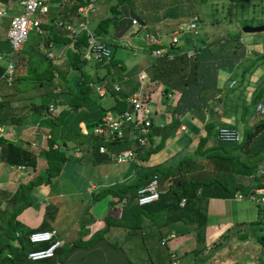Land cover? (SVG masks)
Instances as JSON below:
<instances>
[{
	"label": "trees",
	"instance_id": "1",
	"mask_svg": "<svg viewBox=\"0 0 264 264\" xmlns=\"http://www.w3.org/2000/svg\"><path fill=\"white\" fill-rule=\"evenodd\" d=\"M62 1L72 2V5L65 7V9L63 8L65 10L64 15L67 19L70 17V21L74 18V23L77 24L79 21V18H77L79 17L78 7L86 5L88 0H51L48 5L51 2H57L61 6ZM133 1L108 0L110 5L108 10L118 13L120 11L117 8L120 5H130ZM183 1L185 0H180V3ZM186 1L191 4L192 0ZM259 1L262 2L264 0ZM7 2L8 0H0L3 5H6ZM111 2L113 3L111 4ZM137 2L140 5L143 4L141 0ZM229 2H239L243 9L246 5H256L257 0L254 2L253 0H229ZM224 3V1H221L220 5L222 6ZM175 5L171 7L167 5L166 8H163L165 6L164 3L156 5V9L162 7L165 17L163 19L160 18L162 23L151 25V28H147L143 20L140 21L138 18H133L136 20L135 24L140 25L139 30H144L146 34H151L156 39L147 42L145 46L139 44L140 46H132V48L126 49V51L132 50L135 54L141 53L136 55L140 59L137 57L135 60V57L128 56L124 60L116 57L112 52V58L109 61L96 62L89 60L90 63H94L93 67L105 69V74L101 79L95 77L96 83H93L94 80L91 79L84 80L85 71L83 70L85 69L83 68L87 59L84 58L82 49L87 44L85 32H80L73 40L67 34H63L64 30L62 31L63 33L61 32L59 25L56 26L54 24V26L49 27L45 25L44 21L40 30L42 32L47 31V41L53 47H55L56 42L65 44V51L72 53V56H69L70 59L66 69L79 71L80 77L75 80L74 84L72 82L68 89L60 87L59 92L56 95L53 94L52 99L47 87L50 84L55 86L53 78L55 75H59L61 71L58 68L59 65L53 63L52 59L46 56V52L35 49L36 47H33L32 44L29 45L30 47L27 50L20 48L19 53L29 54V57L31 56L30 58H32L27 64L31 63L33 59H39V66L35 64L38 66L35 69L34 65H30L25 71L26 76L15 74L16 72L13 73L14 77L10 82L5 81V78H0V89L2 88L3 90L7 87L14 90L13 95H0V116L4 115V118L0 117V125L8 122L9 125L26 126L35 122L38 117H42L44 122L39 120V127L27 129L21 135L24 142L35 139L41 147L36 152L31 145L22 147L16 142L0 138V161L13 164L22 162L27 166L35 167L38 156H45V160L49 161L51 159L49 158L48 160L46 155L50 152L55 151L53 156L56 158V151L60 150L62 145L69 148L66 141L69 137L72 142L76 141L79 145L89 142V150H94L99 145V141L98 137L90 134L92 128L101 123L102 117L109 111L116 116L132 109L128 104V97L130 93L138 89L140 84L139 77H135V75L136 73L139 75V71H146L144 68L149 63L150 69L147 76L149 81L155 84V90L160 91V95L157 98L160 103L155 106L153 102L154 111L149 115L150 124L148 125L146 142L144 144L138 142L137 139L141 132L140 134L135 132L136 134L132 135L134 138L125 141L131 143V148L136 150V154H139L138 156L142 160L141 165L138 164L134 173H132L133 178H130L129 182L116 184L115 186H110V188H103L100 191L111 192L113 202L111 201L108 207L112 206L110 212L112 211L117 215V217L115 216L116 219L111 216L105 219L103 222L104 228L100 231V237L112 227L118 231L121 227H124L128 228L126 235L130 238L134 235H141L144 232L143 236H141L143 242L153 241L156 242V245H161L162 236L170 235V241L177 239L174 247L170 248L169 246V249L165 251L164 257L155 250V259L152 260L154 264H181L180 261H186V258L192 254L196 255L200 261L202 260L201 264H204L203 262L207 256L202 257L206 248V215H200L196 211L193 212L194 206L192 203H200V201L206 200L211 196L230 198L238 192L245 196L250 193L258 197L264 195V115L259 117L261 119L258 118L257 121L250 124L245 121L252 107H254L252 111L254 112L255 110L256 112L255 104L259 102L264 104V100H261L264 88L253 92L254 98L249 105H241L242 111L239 120L243 124L242 129H239L238 121L230 125L233 126L230 128L241 131V140L239 142L219 140L217 135L218 127H216L215 121L210 119L214 116V112L210 110L213 107L204 97L205 92L210 84L217 85V66H235L242 57L249 56L247 54H250L253 49L237 31L209 33V27L199 26L198 16L195 19H189L188 22H183L186 19V15L180 12V6L176 7ZM144 10L148 12L149 9L146 7L142 9V12ZM136 11L141 13L139 10ZM154 11L155 9L150 10L149 13ZM67 12L69 14H66ZM150 15L144 17L145 22H152L147 19ZM47 18L49 20L52 18L50 11L46 15ZM117 19L119 18L115 17L113 19L109 16L100 19L97 22V25L100 26V34L98 29L94 34L97 37H106L101 31L104 29L109 30L110 27L116 24ZM133 19L130 20V24H132ZM180 23L182 26L184 23L187 24L185 27H179ZM191 23L195 25L193 29L188 27ZM170 27H173V31L170 33L171 38L172 36H177L178 42H173L171 39L166 42L163 41L165 39L163 38L164 35L162 36V32L166 35ZM109 39L112 40L113 38L109 37ZM40 40L44 42L43 39ZM115 44L112 42L113 46H117ZM206 47L212 51L213 55L218 56L217 58H224L225 56L227 58L221 63L219 61L216 63L211 61L212 64L205 65L203 52ZM155 48L162 49L163 55L153 56L152 51ZM8 49L9 45L7 42L6 46L0 48V52H6ZM190 49L193 50V53L189 55L187 51ZM134 60L135 62L133 63ZM136 66L137 71L135 74L129 75V72L133 71ZM116 68H119L120 71ZM247 68L251 70L249 65ZM3 70V66L0 65V76ZM203 78H206L204 83ZM213 79L215 83H210ZM114 82L127 87L120 86L121 88L115 91L112 87ZM231 82L233 83H229L228 87L234 88L236 81L231 80ZM44 86L47 92L43 91ZM98 87H104L106 96L111 95L113 97V103L108 106L103 104L101 100L105 97L103 94L100 96L97 94ZM155 90L152 92H155ZM59 94L64 95V101L60 100ZM34 96H42L45 100L36 102L33 99ZM146 97L152 98L151 92ZM157 99L154 100L156 104L158 103ZM51 104L55 107V112L49 110ZM150 104L152 105L151 101ZM235 105L236 108L240 106ZM18 108L21 110L19 114L15 112ZM33 114H35L34 117ZM27 116L30 118V123L25 121ZM191 118L192 120L194 119V123ZM183 123L188 127L187 130H180V126ZM192 125L195 126L194 129ZM84 127H87L88 131L82 130ZM200 129L203 134H200ZM176 130H179L180 133L176 134ZM41 133L43 134L44 143L41 142L42 139H39ZM190 133L193 134L190 135ZM125 135L112 140V142L116 144L124 142ZM37 137L38 139H36ZM108 144L110 143H105V145ZM45 147L46 149H44ZM147 147L149 149H146ZM141 148L142 150L139 152ZM100 156H103L101 160L104 162H109L112 159L108 153ZM203 161H206L205 164H215L211 168L203 169L201 164ZM54 163H57V169H59V161ZM46 165L49 164L46 163ZM171 168L177 169L182 174L177 178L171 179L168 177L172 173ZM45 169L49 170L47 166ZM159 169L166 170L167 189H161L160 185L159 190L158 184L160 194L156 201L146 205L134 204L137 190L141 186L146 185L154 174L159 179ZM227 176L231 177L232 180L228 181ZM34 183V180L28 181L27 187ZM13 197V195L10 197L8 203L14 201ZM123 199H126L125 204H122ZM182 199L185 200V203L181 206L180 201ZM11 204L15 206L12 213L16 216L13 217L12 221L10 219V223L5 222L3 233L6 240L2 242L0 240V264H61L71 248L80 245L76 241L71 245H65L64 243L56 248L54 256L50 258L34 262L27 259L28 252L44 248L49 245V242L32 243L29 240V235L35 230L23 229V225L16 220L19 206L22 203L18 206L16 202ZM257 204L258 209L263 212L261 215L263 217L259 219L260 223H264V202H258ZM121 205H123L122 208H120ZM11 224L14 227L13 231L10 228ZM136 224H138L136 229L130 228L131 225L133 227ZM42 229L44 228L38 230ZM259 236L261 239L264 238V235ZM57 238L60 239L58 231ZM89 243L92 242H87L84 245H89ZM188 243H192V245ZM213 250L214 248L210 251Z\"/></svg>",
	"mask_w": 264,
	"mask_h": 264
},
{
	"label": "rangeland",
	"instance_id": "2",
	"mask_svg": "<svg viewBox=\"0 0 264 264\" xmlns=\"http://www.w3.org/2000/svg\"><path fill=\"white\" fill-rule=\"evenodd\" d=\"M101 1L102 0H100V2ZM137 1L138 0H134L132 2V4H130L134 10L142 11V9L147 7L149 9L148 11L155 9L154 12H150L149 14L153 15L156 13L158 16H161V14L163 13V9H162V7L161 8L157 7L158 9H156L155 8L156 5H161L164 3L165 6L163 8H166L167 5H169L168 7H171V6L176 4L175 5L176 7L180 6L179 7L180 12L182 14L186 15V19L183 22H188L189 19H192V18L195 19L196 16H198L197 18H199V21H200L199 26L209 27V31H211V32H217V31L235 32V31H237L245 38L246 43L249 46L250 45L252 46L251 48L253 50H251V53L249 52L250 54H247L249 56L242 57L241 60L237 62V65H235V67L232 68L228 73H226V71L223 73V71L225 70V66L221 67L220 71H219V75L217 76L218 77L217 78L218 83H219L221 90L223 91V93H226L224 96H222V100H220L221 105H222V103H224L221 106V108L222 107H228V105H232V106L235 104L240 105L239 107H237V109L232 108L229 115H225L224 113H222L221 115L222 116L224 115V118L222 117V119L229 120L227 122L238 121L237 123L239 125V129H242L243 124L239 120L241 118V111H242L241 105L242 104L249 105L254 98L253 92L258 91L261 88H264V31L259 32V33L250 34V33L242 32L241 29H242V26H244L246 24H250V25H261V24H263L264 25V20L262 17V15H264V1L261 2V1L257 0L256 5H254V6L246 5L243 9H242V6L240 5L241 3H239V2H233L232 3V2H229V0H192L191 4L188 3L186 0L181 2V3H180V0H141V2L143 3L141 5ZM221 1L225 2L222 6L220 5ZM254 1L255 0H253V2ZM18 2H19V0H8L7 4L4 5V9L5 10L9 9L11 11V13H18L20 11ZM112 3L113 2H111V4ZM117 9L120 11L119 7ZM144 11H146V10H144ZM144 11H143L142 16H144V15L147 16L148 13L146 14V13H144ZM107 16H109L110 18H113V19L115 17L120 18V16H122V13L121 14H120V12L114 13L113 10H107ZM87 18L89 20V25H90L89 29L93 33L98 29L99 34H100V26L97 25V22H92L93 18H92L91 12H89ZM90 22H92V23L90 24ZM186 24L187 23H184L182 26V24L180 23L179 27H185ZM49 26H52V24H50ZM139 28H140V25H136V26L131 27L128 31V34L125 35L124 38H121L119 40L118 39L110 40L109 37H106L105 41H108V45L111 48L113 54L116 55V57L123 58L125 60L129 56V57H133V58L135 57V60H136L138 56H134V55H140L141 54V53L134 54L135 52H133L132 50L126 51V49L129 47L132 48V46H140L139 44H141L142 46H145V39H144L145 31L139 30ZM149 28H151V27L149 26ZM111 31L112 30L110 29V32ZM172 31H173V27H170L168 29V31L166 32V35H165V33L162 32V36L164 35L163 38L165 39L163 41L166 42V41H169L171 39L170 33ZM101 32L103 33L104 30H102ZM137 33H138V36L135 39ZM39 39H40V36H37L34 32L29 33L27 40L21 45V49L23 48V49L27 50L30 47L29 45H31V44L33 47H37ZM112 42L114 44L117 42V44H115L117 46H113ZM180 42H182V41H180ZM43 43L46 46L48 44H50L49 41L43 42ZM48 51H51V50H48ZM121 51H125V52H123V57H121ZM52 52H53V50H52ZM53 53H54V55L59 57L56 54L57 52L54 51ZM85 53H87L86 46L83 47V49H82V54H85ZM2 54L5 58L1 62H4V61L6 62V59H7L6 57L10 58V54L5 53V52H2ZM56 56L54 59H52L53 63H54V60H56ZM69 56H72V53L66 52L62 55V60L64 63L62 65L61 71H60L58 78H57L58 85L61 88H65V89H68L72 85V82L74 84L75 80L80 77L79 71H73V70L70 71L69 69H66L67 68L66 64L69 63V59H70ZM30 57H29V54L24 55L23 53H19V52L15 53L13 55L12 60H13V63L15 65V69H16L15 74H20V75L26 76L25 71L29 68L30 65L31 66L34 65L35 69L38 68V66H39L38 60L39 59H33V61L31 63L27 64L28 61L30 62V60H32V58H30ZM60 58H61V56H60ZM135 60H134V62H135ZM35 64L38 66H36ZM89 65H90V61L86 60V64L83 68V69H85V70H83V71H85L84 72V80L91 79V80H94L93 83L94 82L96 83L97 80L95 81L94 73L88 69ZM248 65L251 68V70H249V68H247ZM31 68H33V67H31ZM136 68H137V66L134 67L133 69L135 70ZM223 68H224V70H222ZM147 73H148V71L147 72L146 71H141V72L139 71V75H138V73H136L135 77H139L140 75H142V78H140V80H142V83L140 86H143V88L145 90V94L147 96H148V93L151 92L152 98L147 97V99L152 102L151 106L154 109L153 102H154L155 106H157L160 103L159 99H157L160 95V91L155 90V88H156L155 84L152 81H149ZM231 80L236 81V85L234 86V88L233 87L228 88V84ZM240 81H242V82H240ZM144 83H147L146 84L147 87L145 86ZM55 84L56 83L54 82V85ZM1 87H3V86H1ZM54 87L55 86H53L52 84L48 85V87H47L49 92H50V95L52 96V99H53ZM1 90H2V88L0 89V91ZM154 90H155V92H152ZM13 91H14L13 88L11 90V89L6 87V89H3L0 92V95L3 94L6 96H9L13 93ZM43 91L47 92L45 86H44ZM104 97H106V96H104ZM59 98H60V100L64 101L65 97L63 94H61V95L59 94ZM33 99L36 102H42L45 100L42 96H34ZM155 99L158 100L157 104H156V101H154ZM261 100H264V94H262ZM102 101H103L104 105L108 106L112 103V97L109 96L108 98H103ZM23 102H24V100H23ZM255 106H256V104H255ZM219 108H220V106H219ZM253 109H254V107L251 108V111H249L248 115L246 116L245 121L248 124L253 123L254 121H257L259 117H263V116H258L257 113L255 112V110L253 112L252 111ZM15 112L17 114H19L21 112L20 108H18ZM252 112H253V114H252ZM34 116H35V114H33V117ZM0 117L4 118V115L2 114ZM218 117H220V116L218 115L217 119H218ZM210 119L213 121L216 120L215 117H214V119L212 117ZM233 119H235V120H233ZM259 119H261V118H259ZM39 120H42V117H38V119H36L35 122L30 123L31 121H30L29 116H27L25 118L26 123H30V124H27V126L32 127V128H36V127L40 126ZM220 121H222V120H220ZM220 121H218V123ZM2 126L4 127L5 132L12 130V127L9 125L8 122H5L4 124H2ZM14 128H15V131L13 132V134H11L10 137H13L12 138L13 141H15L17 144L21 145L22 147L26 146V145H24V140L22 139V137H20V135H21V133L23 134V131H26L28 128L23 129V127H18V126L14 127ZM82 130H87V127L86 128L84 127ZM192 134L193 133H190V135H192ZM36 139H38V137ZM39 139L40 140L42 139L41 142L44 143V138H43L42 133H41V136L39 137ZM66 141H67V144L69 145L70 142H72V139L69 137L66 139ZM75 143H76V141H73V143H71V144H75ZM121 145L122 146L119 148L113 147L111 149L112 150H120V149H125L128 147L123 142ZM75 146H78V145H75ZM40 147L41 146L38 142V144H36L33 148L35 149V151L38 152ZM60 148H61L60 150L56 151V154H57L56 158L53 156L55 151L50 152L49 154L46 155V156H48V160H49V158L51 160L46 161V163L49 165H46V164L43 165V163H42V165H43L42 169L43 170H42L41 174L39 173V171L37 173L38 175L32 174L33 176H32L31 180H34L36 185L34 183V184H30V186L27 187L28 186L27 182H24V183H22V186H18V188L16 189V190H18L17 191L18 193L12 194V195L14 196L13 197L14 201H15V198L18 197L20 203H22L21 206H19L20 208H19V212L17 213V216H21L24 221L30 220V218H36V220H38L37 222L42 224L44 221V216H42L44 214V209L52 210L51 213L49 212L50 215H47L45 217V219H46L45 222L48 224L49 227L50 226L55 227V229L59 232L60 236L63 237L67 241V244H69V242L71 240V238L68 237L70 232H72L73 230H76V232L78 231L77 234L80 237L83 234V232H85L87 230L86 226L88 224V222H87L88 216L94 217V221L100 220V219L103 220V221H101V223H103L107 217L110 218V216L113 219L114 218L116 219V217H115L116 214L113 213L112 211L110 212L108 209L109 203H111V201L113 202V200L111 198L112 195L110 194L111 192L109 191L107 193V192L102 191V192H100L101 194H98V192L101 191L103 188H107V187L110 188V186H114L115 184H120V182H123V179H121V180H118V179L121 177H126L128 175V173H127L128 171H129V173H132V172L134 173L136 166L138 164L141 165L142 160L140 159V157L138 156L139 154H138L132 160H126L125 162H122V163H118L116 161H109V162L103 163V164H91L89 162V159H88L90 157V153L88 152V148H86V147L82 148L79 146V149L82 150L80 152H77L75 149L66 148L63 145ZM44 149H46V147ZM146 149H149V147H147ZM141 150H142V148L139 149V152ZM52 160H54V161H52ZM58 161H59V169H57V166H58L57 163L56 164L54 163V162H58ZM205 162L206 161H203V163H201L203 166V169L211 168L215 164V163L214 164H212V163L211 164H205ZM46 166H47V168H49L48 171L45 169ZM28 169H33V168L28 167ZM171 169H172V173L168 176L171 179L177 178L180 174H182L175 168H171ZM165 172H166V170L164 171L162 169H159V172H158V174H159V190H160V185H161V189H165V190L167 189V181L165 178ZM182 172H183V170H182ZM79 173L85 179V181H87V182L89 181V182L85 183L84 181H80L79 183L78 182L76 183L77 175H79ZM126 173H127V175H125ZM130 180L131 179L129 177H126L125 181L129 182ZM227 180L231 181L232 178L227 176ZM72 182H75L74 186L78 185V187H81V186L84 187V185H85V187H84L85 190L87 189L90 192V193L84 194V196H83L84 200L78 195L76 196L77 197L76 198V197H73L71 194H69V191L71 189L69 187V184ZM112 183H114V185ZM95 188H100V189L95 190ZM37 189H42L39 195H38L39 190L36 191ZM32 196L34 197V199ZM92 196L94 197L93 199H92ZM80 199H82L81 203H79ZM229 199L230 198H227L228 204L230 203L236 207L241 205V204H246L245 200H244L245 202H236L235 200H229ZM20 203H18V205H20ZM77 203H78V205H77ZM49 204L51 205L50 207H48ZM113 205H114V203H113ZM122 206L123 205H121L120 208H122ZM14 208H15V206H12V204L10 202L7 204V206H6L7 211L5 212V214H7V215H6L5 219L3 218L5 222L10 223V219L12 221L13 217L16 216L14 213H12V210ZM24 211H25V213H24ZM108 212H109V214H108ZM161 213H163V212H161ZM233 213H237V212L234 211ZM241 213L242 212L239 213L238 217H245V215L241 214ZM231 216H232V214H231ZM240 221H244V220L240 219ZM237 222H239V219H236L235 221H233L232 228L237 227V226H235L237 224ZM148 223H150V222H148ZM24 224H26V223L24 222ZM137 225L138 224H136L133 227L131 225L130 228L136 229ZM256 226L259 227L260 224L257 223ZM24 227H28V225H25ZM153 227H155V226L153 225ZM10 228H11V231H13L14 227L12 226V224H11ZM111 229H114V228L112 227L108 231H106V233L104 232L103 233L104 236L107 239H109V242H111L112 244H116L117 246H119V248H122L124 250V252L126 251L127 252V254L125 253L126 256L129 255V257L132 258V260H134V262H133L134 264H140L142 262V260L144 259L143 255L137 253L138 245L140 243H138L137 247H135L132 243L127 242V240H124V238H123L124 234L126 235L128 228H124V227L120 228V231H118V233L120 232L119 238H113L110 236L111 234L113 235V233L110 231ZM261 233L264 234V230L261 232L259 231V234H258V232L255 234H252V233L247 234V235H249L248 238L251 240L250 241L251 244H249V246L252 249H250V251L253 252V249H254V254H252L250 257L246 258L247 260L244 261V259H243L240 262H238V261L234 262L235 256L231 255L232 252L223 253L222 258L234 257L232 259V262H234L235 264H264V238L261 239V237L259 236ZM134 236H136V235H134ZM165 237H166L165 239H167V243L165 245H156V242H153V241L148 242L147 241V248H146L145 255L150 256L149 260L155 259V257H154L155 250L160 252L161 255L164 257L165 251H167L169 249V246H170V248L174 247L177 239H175V240L172 239L173 241H170L171 240V238H169L170 235H167ZM5 240H6V238L3 237L2 241H5ZM262 241H263V243H262ZM221 242H222V240H218L217 244H219ZM188 244H190V243H188ZM190 245H192V243ZM228 250H231V247H229ZM236 250H237V247L234 250V253L237 252Z\"/></svg>",
	"mask_w": 264,
	"mask_h": 264
},
{
	"label": "crops",
	"instance_id": "3",
	"mask_svg": "<svg viewBox=\"0 0 264 264\" xmlns=\"http://www.w3.org/2000/svg\"><path fill=\"white\" fill-rule=\"evenodd\" d=\"M98 3L99 4H97L95 6V9L91 13L92 18H93L92 22H98L100 19H103L107 16V10L109 9V6H110L108 0H102L101 2L98 1ZM4 5L0 3V8L4 9ZM70 5H72V2H70V1H62L61 6L57 2L56 3L51 2L49 5V11H50V16L52 18H51V20H49L48 18L46 19V20H48V24L50 23L53 26H54V24H56V26L60 25L59 23H61L62 25H66L67 23L73 24L74 18L71 19V21H70L69 20L70 17L67 19V17L64 15L65 7H68ZM119 9H120V14L122 13V16H120V18L117 20V22L114 26L110 27V29L112 31L110 32V29L109 30L104 29V32H103V35H105L106 37L113 38L115 40L116 39L119 40L121 38H124L125 35L128 34L129 29L132 27V25L130 24V20L133 18H138L140 21L143 20V23H145L146 24L145 26H147V28H148L151 25H157L158 23H162L161 19H163L165 17V15L163 13L161 14V16H158L155 13L153 15H150V17L147 18L150 21H152L153 23L152 22L147 23L144 20L145 15L142 16L143 12L142 11H141V13L137 12L136 10H134L132 8L131 5H128V4L120 5ZM4 12H5V15L0 16V48L6 46L7 30L9 27V19H10V16L13 14V13H11V11L9 9L4 10ZM144 13H146V14L148 13L147 16L149 15V11L148 12L145 11ZM66 14H69V13L67 12ZM157 20H159L160 22L159 21L156 22ZM92 22H90V24ZM88 25H89V21H88ZM60 28H61V32L63 30L66 32V33L62 32L64 35L67 34L70 38H72L74 40L72 35L68 34V31L65 29V27L60 26ZM208 32L211 33V31H208ZM38 36H40V39H43L44 42H47L46 41L47 40L46 31L44 34L38 35ZM137 36H138V34L136 35L135 39L137 38ZM106 37H103V38L99 37V39L101 41L107 43V41H105ZM39 40H38V46L36 47V49H38L40 51H44V52L48 51V50H51V51L53 50V52L54 51L57 52L56 54L59 57H57L55 55L56 60H54V63L59 65L58 68L61 69L62 65L64 63L62 60V55L67 52V51H65V47H66L65 44L56 42L55 47H53L52 44H48L47 46H45V44L43 42H41V40L39 42ZM116 44H117V42H116ZM145 44H146V42H145ZM210 48L213 49L212 47H210ZM4 49L6 50V48H4ZM37 51H35V52L37 53ZM40 51H38V52H40ZM35 52H33V53L35 54ZM123 52H125V51H121V57H123ZM1 54H2V52H0V65L3 66L4 70H5V67H6L9 60H6V62L5 61L1 62L5 58L4 57L1 59ZM203 55L205 57V60H204L205 65L212 64L211 61H213L215 63L219 61V63H221V61H225V59L227 58L226 56L224 58H217L218 56L213 55L212 51L209 50L208 47L204 48ZM46 56H47V54H46ZM60 56H61V58H60ZM211 58H212V60H211ZM49 59H54V57L49 58ZM133 63H134V61H133ZM93 64L94 63L91 62L88 69L94 73V76L97 77V79L98 78L101 79L102 76L105 74V69H103V68L99 69L98 67H95V66L93 67ZM66 67H67V64H66ZM217 67H218V69H217L218 73L216 72V76L219 75V71L221 68L219 66H217ZM234 67H235L234 65L232 67L231 66L228 67V65L225 66V70H224V68L222 69V70H224L223 73L225 71H226V73H228ZM144 69L146 71H149V69H150L149 63L146 65V67ZM117 70L120 71L119 68ZM14 71H16V70H14ZM136 71H137V69L129 72V75H134ZM3 73H4V71H3ZM3 73L0 76V78L1 79L5 78V81H6L7 75H5V74L3 75ZM205 80H206V78H203V83L205 82ZM216 81H217V85H211L210 84L208 86L204 97L206 98V100L209 103L212 104L213 109L210 108V110H212L214 112L213 113L214 116L212 118L213 119H214V117L216 118V120H215L216 127H218V128L219 127H233L230 125L234 124L235 122H231V121L227 122L229 120L222 119V117L224 118V115L222 116L221 114L224 113L225 115H229V113L231 112V109L232 108L235 109L236 105H233V106L228 105V107H222L221 108L223 103L221 105L220 100H222V96L224 93L219 86L217 78H216ZM213 82H214V79L212 81H210V83H213ZM229 83H231V81ZM120 86L121 87H127L126 85H120ZM228 86H229V84H228ZM104 91H105V89H104ZM97 94L100 96V93L98 92V90H97ZM104 96H106V94H104ZM108 97L109 96L107 95L105 98H108ZM112 103H113V97H112ZM219 106H220V108H219ZM218 115L220 117H218V119H217ZM193 120L191 118V121L194 123L195 121H193ZM220 120H222V121H220ZM233 120H235V119H233ZM218 121H220V122L218 123ZM10 126L12 127V130H11L12 132L11 131L10 132L13 134V132L15 131L14 127H17V126L16 125H10ZM18 127H23V129L31 128L27 125L26 126L25 125L24 126H18ZM194 127L195 126H193V129H194ZM187 129H188V127H186V130ZM177 133H180V131L176 130V134ZM125 134L126 133H124V135ZM200 134H203V131L201 129H200ZM91 135L94 137H97L94 134H91ZM125 137L126 138H124L123 143H125L128 146V147L126 146L127 148H125V149L112 150L111 148H113V147H115V148L121 147L122 143L116 144V143L112 142V140L106 134H104V137H98V140L99 139H101V140L99 141V146L95 147L94 150H89V142L78 145V149H79V146L82 148L83 147L88 148V152L90 153V157L88 159H89V162L91 164L107 163V162H104L101 160V158L103 156H100V155H105V154L107 155V153L108 154L118 153L120 151H125V150H130V149L132 150L131 143L125 142L126 140L132 139L131 135L126 134ZM10 138L12 139L13 137H10ZM101 142H103V143H101ZM106 142L110 143V144L105 145ZM69 145H73V144L70 143ZM100 145L103 146L107 150V153L106 152L102 153L99 151ZM80 151H82V150L79 149V152ZM134 153H136L135 150H134ZM46 161L47 160H45V158H43L42 156H38L36 166L32 167L33 169H28V167H31V166H27L22 162L17 163V164H13V163H8V162L5 163L3 161H0V240H1V242H2V238L5 237V235L3 233L4 225H5L4 219L7 215V214H5V212L7 211L6 205L10 199V195L12 196V194L18 193L17 192L18 190H16L18 188V186H21L22 183H24V182L30 181L32 179V176L36 175L38 173V171L41 174V172L43 170L42 166L44 164H46ZM111 161H116L118 163H122V162H119L115 159H111ZM123 162H125V161H123ZM42 163H43V165H42ZM20 166H22V167L24 166V167L20 168ZM132 173H130L129 175H127V174H125V175H127L126 177L133 178ZM126 177H121L118 180L123 179V182H120V183H125ZM80 181H84L85 183L89 182V181L88 182L85 181V179L79 173V175H77L76 183L77 182L79 183ZM114 183H112V184L114 185ZM74 184H75V182H72L69 184V187L71 188L69 191V194H71L73 197H76L78 195L83 199V196L85 193H90L87 189L85 190V188H84L85 185H84V187H82V186L78 187V185L74 186ZM42 189L36 190V191L39 190L38 195L40 194ZM97 189H100V188H95V190H97ZM98 194H100V191L98 192ZM33 199H34V197H33ZM82 199L79 200V203L82 202ZM229 200H235L236 202H245L246 201V204H241V205L236 207L230 203L228 204L227 198H218V197H212V196L206 200L200 201V203H197V202L192 203L194 206L193 212L196 211V212H199L200 215H206V222H205L206 223V226H205V228H206L205 229L206 248L202 254V257H205L206 255L207 256L205 257L206 260L203 262L204 264H235L234 262H236V261L240 262L243 259H244V261L247 260L246 258H248L252 254H254V249H253V252L250 251V249H252L249 246V244H251V242H250L251 240L248 238L249 235H247V234H251V233L255 234L257 232L259 234V231L261 232L264 230V223L263 222L260 223V220H259L263 217V216L261 217L263 212L258 209L257 203L250 202L247 200H245V201L244 200H238L235 198V195L230 197ZM15 202H16V205H18V203H20L18 197L15 199V201H12L11 203H15ZM77 205H78V203H77ZM50 206L51 205L49 204L48 207H50ZM111 208H112V206L110 208L108 207L109 211ZM232 211L233 212L236 211L237 213H233ZM49 212L51 213L52 210L44 209V214L42 215V216H44V221L42 224L38 223L37 222L38 220H36V218H30V220L24 221L21 216H17L16 220H18V222L20 224H22L23 227L25 225H28V227H24L23 229L28 228V229H31L32 231L38 230L41 228L45 229V228H49L48 224L45 222L46 221L45 217L47 215H50ZM240 212H242L241 214H244L245 217H238ZM24 213H25V211H24ZM108 214H109V212H108ZM231 214H232V216H231ZM115 216L117 217V215H115ZM236 219H239V222H237V224L235 225L237 227L232 228L233 221H235ZM240 219H243L244 221H240ZM87 220H88L87 221L88 224L86 226L87 230L85 232H83V234L80 237L78 236V234H77L78 231L76 232V230H73L72 232L69 233L68 237L71 238L69 244H67V241L63 237H61L59 232H58V236L60 237V239L64 240L65 245H71L75 241L79 242L80 245H83V246H80V245L73 246V248H71V250L69 251L66 258L61 262V264H134L133 263L134 260H132V258H130L129 255L126 256V254H127L126 251L124 252V250L122 248H119V246H117L116 244H112L111 242H109V239H107L104 236V234H103V236L101 235V237H100V231H102L104 228V224L101 223V221H103V220L100 219V220L94 221V217H89V216L87 217ZM23 221L26 224H24ZM257 223L260 224L259 227L256 226ZM53 228H55V227H53ZM110 231L113 233V235L112 234L110 235L111 237L119 238L120 232L118 233V230L113 229ZM143 234H144V232L141 235L133 236L134 238L133 237L130 238L124 234L123 238H124V240H127V242L132 243L135 247H137V244L140 243L138 245L137 253L144 256V259L142 260V262L140 264H154L152 262V260H149L150 256L145 255L146 248H147V241H145V240H144L145 242L142 241L141 236H143ZM260 235H264V234L261 233ZM165 238H166L165 235H163L161 238V245L166 244L165 240H167V239H165ZM218 240H222V242L217 244ZM87 242H92V243H89V245H84ZM229 247H231V250H228ZM236 247H237V250H236L237 252L234 253V250L236 249ZM212 248H214V250L210 251ZM227 252H232L231 255L235 256L234 262H232V259L234 257L222 258V254L227 253ZM172 255H174V254H172ZM201 261L198 257H196V255L192 254L186 258V261H180V262H181V264H194V263L195 264H201ZM176 264H179V263H176Z\"/></svg>",
	"mask_w": 264,
	"mask_h": 264
},
{
	"label": "built area",
	"instance_id": "4",
	"mask_svg": "<svg viewBox=\"0 0 264 264\" xmlns=\"http://www.w3.org/2000/svg\"><path fill=\"white\" fill-rule=\"evenodd\" d=\"M50 0H19L18 4L20 12L13 13L9 19V27L7 30V38L9 42V54L14 55L19 51L21 45L27 40L29 33L34 32L36 35H42V31L40 30L41 24L46 23V15L49 12L48 2ZM96 0H88L86 5H81L78 7V15L79 21L77 24L67 23L66 25H62L59 23V26L65 27L68 31V34L72 35L75 39L76 36L84 31L87 37V53L84 54V58L87 60H93L96 62H100L102 60L108 61L111 58V50L110 48L99 38L95 36V34L89 29L88 25V14L89 12H93L95 8ZM4 10L0 9V16H4ZM45 18V19H44ZM264 20V16H263ZM133 23H136V20H133ZM194 23L189 24L188 27L194 28ZM146 39L148 41L156 40L151 34L146 35ZM173 41H176V37L172 38ZM193 50H189L187 54H192ZM162 54L161 49H157L153 51V55L159 56ZM48 56H53L51 52L48 53ZM14 73V65L12 60H9L3 75H7V81L10 82ZM233 82H231L232 84ZM113 88L115 91L120 89L119 84L114 83ZM59 88L54 90L57 93ZM98 92L103 94L104 87H98ZM57 101V100H56ZM128 101L132 106L131 110L124 111L120 115H113L111 111L107 112L101 119V123L97 124L94 127V133L96 135H100L102 133H106L111 140L121 138L124 136V131L128 130V134L134 135L135 132L141 135L138 137V142L140 144H144L148 134V125L150 124V114L154 111L150 102L147 100L145 90L143 86H139V88L131 93L128 97ZM52 104L49 106L50 111H54ZM256 113L258 116L264 115V105L262 103H258L256 106ZM183 129L184 126H181ZM137 130V131H135ZM2 135V128L0 127V136ZM218 138L222 141H234L237 142L241 138V133L239 130L230 128V127H221L218 130ZM134 138V137H132ZM100 152H107V150L101 146L99 147ZM134 155L133 150H125L120 151L118 153H110V156L114 159H117L119 162H123L126 159L132 158ZM132 156V157H131ZM159 179L157 175H153L150 181L141 186L137 190V196L135 198V203L138 205H146L153 201H156L159 198L160 191L158 190ZM235 198L238 200H247L250 202H264V195L261 197L256 196L253 193L245 196L241 192L235 194ZM125 202V200H123ZM185 203V200L180 201V205L182 206ZM29 240L32 243H42L49 242V245L32 250L28 252L27 259L36 261L45 258H50L54 256L55 250L57 247H60L64 244L63 239L57 238V230L55 228L35 230L30 233ZM174 264V263H173Z\"/></svg>",
	"mask_w": 264,
	"mask_h": 264
},
{
	"label": "clouds",
	"instance_id": "5",
	"mask_svg": "<svg viewBox=\"0 0 264 264\" xmlns=\"http://www.w3.org/2000/svg\"><path fill=\"white\" fill-rule=\"evenodd\" d=\"M98 4V0H96V4H95V6ZM0 9H2V10H5V9H3V8H0ZM95 9V8H94ZM92 13V12H91ZM79 18V17H78ZM134 20V19H133ZM89 21V20H88ZM73 24H75V23H73ZM45 25H46V23H45ZM132 27L133 26H136V24H134L133 23V21H132ZM43 34L45 33V31H43L42 32ZM46 33H47V31H46ZM146 33H145V35H144V39H145V42H146V44H147V42H149L147 39H146ZM38 36V35H37ZM96 36V35H95ZM97 37V36H96ZM173 37H176V41H173L172 40V38ZM97 38H99V37H97ZM172 38H171V40L173 41V42H178L179 40L177 39V36H172ZM86 39H87V37H86ZM7 42H8V38H7ZM105 43V42H104ZM108 47H109V45H108V42L107 43H105ZM145 44V45H146ZM8 45H9V42H8ZM21 48V47H20ZM110 48V47H109ZM158 49H160V48H158ZM20 50V49H19ZM110 50H111V48H110ZM154 50H157V48H155V49H153V51ZM162 50V49H161ZM190 50H192V49H190ZM9 49H8V51H6L5 53H8L9 54ZM153 51H152V55H153ZM189 51V50H188ZM187 51V52H188ZM19 52V51H18ZM46 52V54H47V57L48 58H55V55H54V53L52 52V51H45ZM49 52H51L52 54H53V56H48V53ZM17 53V52H16ZM163 55V51H162V54L160 55V56H162ZM154 56V55H153ZM156 56V55H155ZM12 57H13V55H10V58L9 57H6L7 59L6 60H12ZM2 58H4V56H3V54H1V59ZM111 58H112V51H111ZM110 58V59H111ZM102 61H105V60H102ZM109 61V60H108ZM12 62H13V60H12ZM13 65H14V63H13ZM4 68V67H3ZM14 70H16L15 69V65H14ZM4 71V70H3ZM16 71H14V73H15ZM14 76H12V78H13ZM57 78H58V75H55V77L53 78V82H55L56 84H55V87H54V89H53V94L54 95H56L57 93H55L54 92V90L56 89V88H59L60 89V86L58 85V81H57ZM140 78H142V75H140L139 76V80H140ZM114 83H117V84H119L118 82H114ZM113 83V84H114ZM141 83H142V80H140V84H139V86L141 85ZM145 84V86H146V84L147 83H144ZM120 86V85H119ZM113 87V86H112ZM147 87V86H146ZM121 88V87H120ZM139 88V87H138ZM114 89V88H113ZM137 90V89H136ZM136 90H134V92L136 91ZM58 92H59V90H58ZM105 94V92L103 93V95ZM100 95H102V94H100ZM147 96V95H146ZM148 100V99H147ZM149 101V100H148ZM150 102V101H149ZM259 103H262V102H259ZM128 104L130 105V102L128 101ZM258 104V103H257ZM257 104H256V106H257ZM263 104V103H262ZM264 105V104H263ZM131 106V105H130ZM132 107V106H131ZM53 112H55V109H54V111ZM181 126H184V128L183 129H186V126H185V124H182ZM181 126H180V130L182 129L181 128ZM0 127L2 128V135L0 136V138H3V139H6V140H9V141H13L11 138H10V136H11V130L10 131H8V132H5V129H4V127L2 126V125H0ZM32 128V127H31ZM219 128H221V127H219ZM219 128L217 129V132H218V130H219ZM28 129H30V128H28ZM88 131V130H87ZM240 131V130H239ZM24 132V131H23ZM91 134H94L95 136H97V137H104V134H106L105 132L104 133H102V134H100V135H96L95 133H94V128H92V130H91V132H90ZM124 133H126V134H128V130H126V131H124ZM240 133H241V131H240ZM22 135V134H21ZM21 135H20V137H21ZM148 137V136H147ZM23 139V138H22ZM101 139H99L98 141H100ZM146 140H147V138H146ZM146 140H145V142H146ZM240 140H241V138H240ZM239 140V141H240ZM239 141H237V142H239ZM13 142H15V141H13ZM70 143H73V142H70ZM37 144V142H36V140L34 139V140H32V141H28V142H24V145H26L27 147H29L30 145L32 146V147H34L35 145ZM75 145H79V144H77V143H75V144H73V145H69V149L71 148V149H75L77 152H79V149H78V146H75ZM99 146V145H98ZM97 147V146H96ZM100 147H101V145H100ZM133 151H134V149H132ZM136 151V150H135ZM0 152H1V145H0ZM37 152V151H36ZM104 152V151H103ZM102 152V153H103ZM107 153V152H106ZM110 155V154H109ZM137 154L136 153H134V155H133V157L132 158H130V159H126V160H132L135 156H136ZM112 159H114L113 157H112ZM115 160H117V159H115ZM125 160V161H126ZM24 167V166H23ZM22 166H20V168H23ZM123 200H125V202H126V199H123ZM123 200H122V204H125V202H123ZM258 203V202H257ZM134 204H136V203H134ZM165 242L167 243V240H165ZM176 264V263H175Z\"/></svg>",
	"mask_w": 264,
	"mask_h": 264
},
{
	"label": "water",
	"instance_id": "6",
	"mask_svg": "<svg viewBox=\"0 0 264 264\" xmlns=\"http://www.w3.org/2000/svg\"><path fill=\"white\" fill-rule=\"evenodd\" d=\"M242 32L244 33H258V32H263L264 31V25H250V24H246L244 26H242Z\"/></svg>",
	"mask_w": 264,
	"mask_h": 264
}]
</instances>
